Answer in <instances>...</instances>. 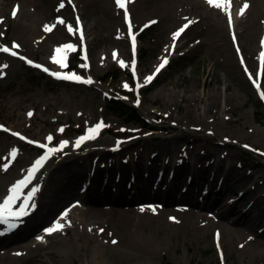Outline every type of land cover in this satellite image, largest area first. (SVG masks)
Segmentation results:
<instances>
[{"label": "rangeland", "instance_id": "1", "mask_svg": "<svg viewBox=\"0 0 264 264\" xmlns=\"http://www.w3.org/2000/svg\"><path fill=\"white\" fill-rule=\"evenodd\" d=\"M69 1L73 0H49L50 9L54 5L56 10L53 12L52 23L47 26V30H43V38L40 40L42 44L38 47L22 45V48H16V60L4 59L1 64L8 67L0 72V125L4 127L0 129V178L17 171L11 179L13 185L21 177L16 176L18 171H28L30 164L40 157L36 143H49L48 138L51 137L58 144L55 145L57 148L61 141L68 142L70 136L76 138L79 131H86L98 122H103L104 126L100 130L104 131L99 134V140L112 143L120 142L121 137L131 136L124 143L130 144L132 153L140 151L142 146L149 149L146 154L150 155V149L160 148L163 144L178 143V147L184 142L189 143V146L196 145L198 148L195 153L186 154L190 158L189 162H186L184 156L177 157L176 150L169 153L173 160L177 157L176 160L180 163L177 168L175 165L168 168L169 165L165 164L169 175H173L175 170L181 176L176 180V187L179 189L187 186L188 182L197 184L200 192L206 193L211 201L218 198L220 204L225 205L238 196L237 192L242 185L233 190L225 189L220 194L216 182L197 176L196 162H209L214 152L215 163L210 168L211 171L218 175L224 174L232 165L239 174H248L249 177L243 182L246 187L255 184L258 174H264V156H258L260 152L264 153V116L260 108V94L258 90L253 91L249 84L248 88L237 80L234 76L238 73L235 66L225 67L227 54L230 53L232 57V51L223 32L219 39L222 44H196L190 53L186 52V47L177 48L166 66L148 84H142L141 78L152 75L168 56L167 50L172 44H166V37L169 27L176 19L160 20L149 27L145 20L154 12L149 14L150 10L141 15L131 9L133 21L135 18L138 21L135 31L139 32L136 48L133 50L126 33L125 11H122L119 13L123 22L122 37L111 38L108 28L99 31L92 44H86L85 58L82 54L83 43L76 27L78 16L70 9L61 7L62 2L68 5ZM23 2L27 7L33 1L4 0L3 3L7 9H14L21 7ZM207 13L211 15V11ZM11 16L0 23V46H12L10 38L14 20ZM92 17L101 28L102 11L95 10ZM58 18L64 23H59ZM69 26L73 29L71 32ZM69 43L74 46L73 50L55 53L56 47ZM54 54L65 56L66 65L69 64V57L75 67L72 73L83 79L90 78L92 83L55 81L25 63V59H32L59 70L61 68L50 60ZM92 55L94 58L91 60ZM133 60L135 73L132 70ZM121 61H124L123 65ZM211 61L213 66L210 72L215 71V78L212 75L203 76V69ZM232 63L234 64L233 59ZM85 64L87 67L83 66ZM260 65L259 57H256L254 79L264 84V74L260 77L257 75ZM114 68H119V77L111 82L108 79L102 80L105 73L112 72ZM125 84L129 87L125 88ZM227 85L229 87L226 89ZM214 88L218 93L221 91L220 102L216 101L206 112L204 107L208 105V92ZM188 89L190 90L187 91ZM192 93V96L200 94L201 99L191 96V100H187ZM115 96L127 106L134 107L148 125L158 129V133H149L141 123L126 121L124 115L110 112L106 101ZM225 98H229L227 105L224 103ZM206 121L207 124L212 123L213 128L211 125L202 128L201 125ZM108 129L112 133H107ZM100 130L93 135H98ZM141 140L142 142H138ZM226 143L233 156L228 152L223 157L217 151V148H223L219 145ZM90 149L94 151L95 147L87 150ZM13 150L15 155L11 154ZM100 156L101 151L92 153V157L96 159ZM62 159L63 156L56 157L50 162L51 167L57 166ZM238 163L243 167L236 166ZM4 165H7V170H4ZM253 165H257L256 170H262V173H255ZM145 167L123 164L106 166L95 181L104 177L119 179L133 173L141 176L145 173ZM159 167L157 165L149 171L152 177L156 178ZM44 175L45 173L40 176V180ZM81 183L78 186L84 184L83 181ZM78 189L81 190V187ZM144 201L138 203L128 200L115 205V208L124 211L135 208L134 214L143 217L144 231H138L140 235L147 237V241L141 243L145 248L139 251L143 255V261L150 264H264V244L259 240H240L242 242L236 245L232 243L231 246L227 242L223 248L217 239V231L211 227H200L192 218L190 221L188 215L182 214H177L171 224L161 216L150 214L147 209L141 211V207L145 205L143 203H148ZM75 204L81 205V202L73 198L63 210ZM234 215H240V207L235 209ZM240 224L236 223L237 226ZM62 235L65 240L58 247L52 245L46 249L54 253L51 257L47 256V264H124L134 258V250L128 248V243L121 240L115 244L103 241L100 232L93 227L71 226Z\"/></svg>", "mask_w": 264, "mask_h": 264}, {"label": "bare ground", "instance_id": "2", "mask_svg": "<svg viewBox=\"0 0 264 264\" xmlns=\"http://www.w3.org/2000/svg\"><path fill=\"white\" fill-rule=\"evenodd\" d=\"M30 1L33 2L27 7L23 2V5L17 8V14L14 17L11 16L13 8H8V12L6 4L3 3L4 0H0V23L10 16L14 20L10 43L15 42L18 47H10L11 51H16V48L20 46L22 48V45L30 46L29 44H31L38 47L42 44L40 40L43 38V30L52 23L53 12L56 10L54 5L52 4L53 8L50 9L49 0ZM62 4L63 8L70 9L81 21L83 26L82 42L87 46H90L98 37V32L105 28H108L111 38L122 37L123 22L120 20L119 13L125 9L120 8L116 0H73L69 1L68 5L65 2ZM245 4L248 7L241 15L240 10L244 8ZM125 8L134 29H137L138 21L136 18L133 21L131 9L133 11L135 9L141 15L150 10L149 14L154 12L145 20L148 21L149 27L157 24L160 20L173 21L176 19L169 27L170 30L166 37V44H172L167 50L168 56L166 58L169 60L173 58V53L177 48L186 47V52L190 53L196 44H222L219 43V39L223 32L232 51V57L230 53L227 54L225 67L235 66L238 73H235L234 76L237 80L248 88L250 85L253 91H257V87L254 86L251 79H254L256 75L255 59L259 57L262 50L261 40L264 38V0H228L227 3L220 4L219 7L209 5L207 0H126ZM97 9L103 13V20H100L101 28L92 17ZM209 11H211V15L207 13ZM229 15L232 17L231 27L229 26ZM188 21L193 23L174 41L173 33H176ZM209 31L211 32L209 33ZM135 34L138 39L139 32ZM233 36H235V42ZM78 37L81 40V37ZM0 47H4V45ZM237 49H239V53ZM14 58L17 57L10 52L0 51V65L4 59L16 60ZM93 58L92 55L91 60ZM212 66L213 62L211 61L203 69V76L212 75L215 78V71L210 72ZM5 68H0V72ZM141 81L142 84H145L143 78ZM258 85L260 91H264V84L258 82ZM228 87L227 85L226 89ZM220 92L218 93L216 88L208 92V105L204 107V111L207 112L216 101L220 102ZM192 95L193 93L188 95L187 100H191ZM192 97L201 99L200 94ZM228 101L229 98L224 99L225 105ZM209 125L213 128L212 123L207 124V121L203 122L201 127L204 128ZM150 133H158V131L154 130ZM98 136L99 134L95 135L94 139L85 140L79 147L73 146L77 139L70 136L68 143L63 147H57L59 150L54 152L51 158L43 161L35 177L15 194L19 198L10 205L12 209H18L19 205L25 202L27 194L32 188L38 189L28 201L29 204L34 203L35 207H28V214L20 218L21 227L13 234L0 237V264H47V256L51 257L54 253L46 249L52 245L58 247L61 241L65 240L62 235L63 231L67 233L71 226L83 225L93 227L97 231L103 229V232L99 231L103 241L121 240L128 243V248L134 250L132 252L134 258L132 261L124 262V264H150L143 261V255L139 252L140 249L145 248V245L141 243L147 241L144 234L138 233L139 230L143 232L145 228V221H142L143 217L134 214L135 208L127 211L115 208V205L128 200L130 202L134 200L138 203L145 200L144 202L148 203H143L145 205L142 207H145L146 211L157 217L161 216L171 224L175 219H170V217L174 218L177 214L188 215V219L191 221L192 218L195 224L197 222L200 227L209 226L217 231L219 233L217 239L223 248L227 242L229 246L232 243L236 245L238 242L255 240L264 244V174H258L255 184L246 187L243 182L248 174H239L234 169L235 166L231 165L224 174L220 175L211 171L210 168L215 163V152L210 156L209 162L200 164L201 161L198 160L196 162L197 176L216 182L219 185L218 193L221 194L225 189L233 190L242 185L241 190L237 192L238 196L233 201L226 205L220 204L218 198L211 201L206 193L200 192L197 184L189 183L185 188L181 187L180 189L176 187V180L181 176L175 170L172 176L169 175L170 173L165 167L167 164L169 165L168 168L173 165L177 168L180 164L176 160L178 156H184L186 162H189L190 158L186 154L195 153L198 148L196 145L190 144L191 146H189V143L184 142L178 147V143L163 144L160 148L150 149V155L146 154L149 149H146L145 146H142L140 151L132 153L129 145L125 150L128 154L122 156L124 159L106 154V152L112 151L119 153L120 147L115 145L113 148L103 149L101 156L96 159L92 157V152L96 150L86 151L94 146L100 147L98 145L103 142L99 140ZM228 145V143L219 145L223 147L217 148L220 156L226 157L228 152H230V156H233V152L226 147ZM173 150L177 152V157L174 160L169 154ZM60 156H63L62 161L52 168L50 162ZM258 156H264V153L260 152ZM115 164L131 165L137 168L146 166L145 173L140 177L134 175L123 181L129 185L134 184L136 186L134 188L139 190L118 193L117 190L112 191L114 184L120 188L123 186L118 179L105 177L100 182L95 181L98 175H102L106 166ZM157 165L158 167L160 165V170L157 171L156 178H154L149 171L156 168ZM236 166L243 167L241 163L236 164ZM256 166H252L254 172H261L262 170H256ZM16 172L0 178V202L9 195V187L12 185L11 179L15 177ZM44 173L45 175L40 180V176ZM24 174L25 170H20L16 176ZM82 181L84 184L78 186L82 184ZM78 187H81V190ZM118 187L115 188L118 189ZM140 187L142 188L140 189ZM21 196H24V200L21 199ZM73 198L79 200L81 205L75 204L69 209L63 210V207ZM107 203L111 205H107ZM153 207L155 211H152ZM237 207H240L239 216L234 215ZM65 212L67 215L61 219ZM150 217L149 219H151ZM57 221L64 225L63 229L45 234L44 229L53 226ZM237 222L241 224L237 226ZM113 230L116 233H113ZM257 233H259L258 236ZM38 236L43 237V239L37 240Z\"/></svg>", "mask_w": 264, "mask_h": 264}, {"label": "snow or ice", "instance_id": "3", "mask_svg": "<svg viewBox=\"0 0 264 264\" xmlns=\"http://www.w3.org/2000/svg\"><path fill=\"white\" fill-rule=\"evenodd\" d=\"M207 2L209 3V5H214L219 7L220 4L222 3H227L228 0H207ZM117 5L122 8L125 9V20L129 21V16H128V12L125 8V4H126V0H116ZM61 7H63V4H61ZM248 5L245 4L244 8H241L240 10V14L242 15L245 8H247ZM17 14V8H14L12 10V15L15 17ZM58 22L59 23H64V21L60 18H58ZM154 23V21H153ZM193 23L192 21H188L187 24L183 25L176 33H173V40L175 41L180 34L191 24ZM232 24V17L231 15H229V26L231 27ZM77 25H79V18H77ZM129 28H130V36H131V40H132V47L133 50H135L136 47V43H135V36L131 35V25L129 24ZM46 30H47V26H46ZM73 29L71 26H69V31L71 32ZM77 31H79V28H77ZM233 40L235 42V36H233ZM81 41H83V34L81 32ZM14 47H18V45L13 44ZM261 46H262V50L259 54V60H260V64H261V68L260 71L257 73V75H261L264 74V38H262L261 40ZM73 45L72 44H64L61 46H58L55 48V53L59 54L61 53L62 50H68L71 51L73 50ZM0 51H4V52H9V49L7 47H0ZM238 53H239V49H237ZM12 55H16L15 52L11 53ZM23 59V57H22ZM50 60L52 61V63L58 65L61 69H64L67 67L66 62H65V56H58V55H52L50 57ZM29 64H32L33 62L31 60L27 61ZM121 65L124 64V61L120 62ZM168 63V59L165 57L162 62L159 64V66L156 68L155 72L159 73L161 69H163L166 64ZM243 63V60H242ZM133 64V73H135V61H132ZM84 67H87V65H83ZM2 67H7V65H0V68ZM35 67L37 68H43V71L49 73L50 75L54 76L57 79H63V80H75L77 82H83V83H92L91 79H83L81 76L75 74V73H63V72H51L47 67H43L39 64H36ZM155 73H153L152 75H149L147 77L144 78V83H149L153 77H154ZM140 85H137V87H139ZM254 86L257 87V90L260 94V97L262 100H264V91H260L259 89V85H255ZM125 88H128L129 86L127 84L124 85ZM139 102V100H137V103ZM29 115H31V113H29ZM103 122H98L96 125L86 129L85 135L77 138L75 144L73 145L74 147H79V145L84 142L85 140H90V139H94L95 136L93 135L94 133H97L98 130H100L103 127ZM49 140H51V137L48 138ZM68 142L67 141H61V144L59 147H63L64 145H66ZM245 147H248L247 145H245ZM59 148H47L44 152V154L39 157L34 164L32 165V167L28 170V174L26 177H24L23 179L15 182L13 185H11L9 187V195L5 197V199L0 202V224L2 225H6L7 229H14L16 228L18 225L16 223V221H19L21 217L25 216L28 214L27 209L28 207H35V204H29L28 201L31 200V198L35 195L36 191H38L37 188H32V190L27 194V198L25 200L24 203H21L19 205L18 209H12L10 208V205L12 204V202L15 199H18L19 197H17L15 194L20 190L21 186H26L27 183H29L31 181V179L34 176V173L39 169L40 166H42V162L46 161L49 157L50 153H54L56 151H58ZM12 155H15V150L12 151L11 153ZM4 170H7V165H4ZM151 207V206H149ZM141 211H144V208L141 207L140 209ZM152 211H155V208H152ZM67 215V212L63 213L61 216V219H63L65 216ZM170 219H174L172 217H170ZM64 225L61 224L59 221L55 222L53 226L45 228L44 232L45 234H51L55 231H61L63 229ZM91 231V229H89ZM100 232H103V229L99 230ZM111 235V234H109ZM217 236H219V233H217ZM43 237L38 236L37 240H42ZM251 239V237H250ZM113 244L117 243V241L113 240L112 241Z\"/></svg>", "mask_w": 264, "mask_h": 264}, {"label": "trees", "instance_id": "4", "mask_svg": "<svg viewBox=\"0 0 264 264\" xmlns=\"http://www.w3.org/2000/svg\"><path fill=\"white\" fill-rule=\"evenodd\" d=\"M118 74V69H115L113 72L106 73L104 76V80L109 78L116 79ZM107 107L109 108L110 112L114 114L124 115L127 121H140L143 123V120L136 114V110L134 108L125 105L119 100L109 99L107 101Z\"/></svg>", "mask_w": 264, "mask_h": 264}]
</instances>
